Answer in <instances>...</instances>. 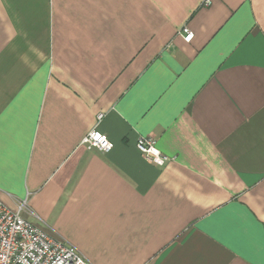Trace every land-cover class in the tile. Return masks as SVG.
I'll use <instances>...</instances> for the list:
<instances>
[{
	"label": "crops",
	"instance_id": "obj_1",
	"mask_svg": "<svg viewBox=\"0 0 264 264\" xmlns=\"http://www.w3.org/2000/svg\"><path fill=\"white\" fill-rule=\"evenodd\" d=\"M0 201L91 264H261L264 0H0Z\"/></svg>",
	"mask_w": 264,
	"mask_h": 264
},
{
	"label": "built area",
	"instance_id": "obj_2",
	"mask_svg": "<svg viewBox=\"0 0 264 264\" xmlns=\"http://www.w3.org/2000/svg\"><path fill=\"white\" fill-rule=\"evenodd\" d=\"M178 35L187 43L193 37L186 27ZM101 118L99 115L98 120ZM81 145L105 154L113 149L111 141L98 130L89 132ZM135 148L146 161L155 165L162 166L171 161L149 138H138ZM26 211V201H20L14 210L0 201V264H91L75 248L50 238L24 219Z\"/></svg>",
	"mask_w": 264,
	"mask_h": 264
},
{
	"label": "snow or ice",
	"instance_id": "obj_3",
	"mask_svg": "<svg viewBox=\"0 0 264 264\" xmlns=\"http://www.w3.org/2000/svg\"><path fill=\"white\" fill-rule=\"evenodd\" d=\"M261 264H264V261H261Z\"/></svg>",
	"mask_w": 264,
	"mask_h": 264
}]
</instances>
